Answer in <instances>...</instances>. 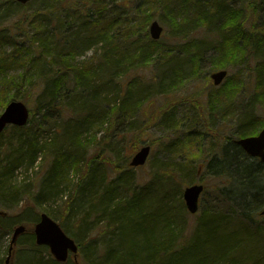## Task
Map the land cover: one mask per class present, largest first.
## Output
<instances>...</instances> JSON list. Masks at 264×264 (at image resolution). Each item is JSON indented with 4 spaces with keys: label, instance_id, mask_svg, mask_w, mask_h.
<instances>
[{
    "label": "trees",
    "instance_id": "16d2710c",
    "mask_svg": "<svg viewBox=\"0 0 264 264\" xmlns=\"http://www.w3.org/2000/svg\"><path fill=\"white\" fill-rule=\"evenodd\" d=\"M146 3L153 4L154 8L133 7L120 0H32L23 12V19L12 27V33L0 27V46L5 40L16 46V54L8 57L0 54V70L11 69L10 64L16 59L19 64L16 66L22 73L18 78L7 73L1 77L0 81L6 84L0 82V112L11 100L26 102L28 90H37L35 110L31 114L41 113L43 120L59 123L66 142L54 145L55 141L38 140L41 144L35 146L36 137L29 136L25 129H16L12 136L1 133L0 139L5 134L7 138L0 140V203L16 205L22 200L20 192L23 198L41 206L49 201L52 203L54 196L65 195L64 212H69L71 217L83 210L78 216L79 227L73 224V217L68 220L72 221L69 229L62 224L65 232L77 241L89 234L88 223L94 217L95 221L104 218L111 234L118 231V223L106 218L108 210L133 226L142 215L133 206L123 207L137 205L142 189L133 191L126 201L119 200L121 204L116 203L108 209L111 199L118 193L114 185L118 184V191L128 192L132 172L124 169L112 187L103 186L101 179H97L105 159L102 161L94 151L92 157H87L90 135L103 133L104 140L109 141L111 137L132 133L131 148L135 151L142 144L137 135L146 127L136 123L140 108L151 104L157 96H165L154 118L158 114L162 116L164 107L171 102L168 93L176 91L175 87L198 77L206 82L210 80L209 74L204 77L199 73L207 51L218 48V55L212 61L213 70L226 69L229 63L237 66L248 60L256 62L253 103L238 120L235 132L238 138L255 135L263 126L251 112L256 104L264 107V15L258 29L245 30L242 21L246 10L230 9L225 6V0H176L173 3L147 0ZM177 10L183 15L178 16ZM157 13L165 17L166 21L162 22L167 29L170 26L167 40H177L173 48L169 43L151 40L148 35V25ZM201 27L206 29L205 35L192 37L191 33ZM90 50L94 53L88 63L77 62V58ZM17 54L25 60H18ZM187 64L190 71L185 68ZM139 69L150 72L142 77ZM240 84L227 81L223 89L211 92L205 102L207 111L212 115L217 109L222 110L218 108L221 100L237 95ZM196 101L193 99L191 103ZM196 110L203 112L205 109ZM172 118L168 113L161 120L165 126H170ZM34 119L30 118L29 123ZM172 146L175 144L168 145ZM109 147L116 154L115 147ZM46 158H49L47 173L32 188L16 190L12 187L18 170H27ZM207 159L205 172L219 180L223 187L211 193L205 188L201 212L187 234L181 218L185 211L182 202V210H176L170 220L164 218V223L160 220L157 237L152 229L139 232L132 228V233L126 234L119 230L120 245H109L101 256V264H264V227L257 221L260 219L258 212L264 207V183L257 179L264 177V166L248 157L231 139H226L218 150H211ZM79 168L84 173L83 179L70 182V174ZM156 168L152 179L172 181L173 195L181 191L180 183H192L195 175L191 163H165ZM62 184L69 186L70 192H59ZM98 189L111 193L102 197L103 194L99 196L96 192ZM93 197L101 201V209L105 210L99 215L101 217L94 209ZM168 198L164 193L163 200ZM33 239L30 233V243ZM91 245L94 248L90 251ZM95 246V243L88 244L82 250V257L88 264L96 262ZM38 251L35 249L33 253L34 264H60L51 257L39 256Z\"/></svg>",
    "mask_w": 264,
    "mask_h": 264
},
{
    "label": "rangeland",
    "instance_id": "374dc122",
    "mask_svg": "<svg viewBox=\"0 0 264 264\" xmlns=\"http://www.w3.org/2000/svg\"><path fill=\"white\" fill-rule=\"evenodd\" d=\"M122 3H128L136 6L146 5V9L154 8L153 4L148 5L147 0H120ZM170 3L175 2L176 0H168ZM225 6L230 9H238L242 8L246 10L244 14V18L242 21L243 29L252 30L258 29L259 26L263 24V15H264V0H225ZM159 5V4H157ZM180 5V4H178ZM29 7V5H20L15 0H0V27L4 29L6 33L13 32V26L20 22L23 19V12ZM180 7H182L180 5ZM159 9V8H157ZM254 12V13H253ZM176 14L178 16H182L183 12L181 10H177ZM153 18L155 21H158L159 24L163 27V33L159 42L169 43L170 47H174L177 44L176 39H172L170 41L167 40L170 32V26L167 29L166 25L162 21H166L165 17L162 16V13H157ZM206 33V29L204 27L198 28L194 32L191 33V36L194 38L203 37ZM179 43V42H178ZM25 45V44H24ZM16 46L13 43H10V40H5L0 46V54L1 56H7L9 54H16L14 52ZM218 48L212 49L204 53L203 61L201 63V76L206 74H211L212 72L219 70H213L212 61L218 55ZM94 50H90L84 54V56L77 58V62H83L84 64L88 63L93 56ZM16 55L18 60L24 61L23 56ZM254 60H248L247 62H242L237 66H232L230 63L227 68V76L222 82L220 86L215 88L212 85V81L206 79H196L195 81H186L182 84H179L178 87H175L177 90L171 93H168V99L171 101L167 108L164 107L162 116L158 114L156 116L157 110L159 106L163 103L165 96H157L153 99L151 104H144L140 111L136 114V123L140 125H146L145 130L137 135L140 138V142L142 145H150L151 150L148 156L147 162L144 166L139 167L137 169L129 168L130 158L134 154L133 149L131 148L132 141V133L126 134L124 137H111L109 141H105L103 137V133H98L97 135H90L89 137V152L87 153V157H92L91 152H95L98 154V157L103 161L102 169H100V174L98 177V181L103 183L105 187H112L113 184L116 183V179L119 176V173L122 170L127 169L132 172V178L129 179L128 182V192H120L119 186L116 184L118 190L117 194H115L114 198L111 199L108 209L113 208L116 203H120L122 200L126 201L128 196L133 191H140L139 203L132 204L130 206L123 205L124 208L135 207L141 212V217L139 220L135 221L136 225H131L126 223V221H121V219L117 218L116 213H109V210L106 214V218H110L113 222L118 223V231L122 234L132 233L130 229L134 228L141 232L143 229H152V233L155 237L158 236V232H160V220L164 223V218L170 220L172 215H176V210H182V192L185 187L191 184H203L208 192H214L213 190L219 187H223L221 182L217 179L211 178L205 172V164L207 159V155L210 154L211 150L215 151L223 146L226 139L235 140L238 135H236V128L238 126V120L242 117L243 112L247 110V107L253 103V93H254V72L253 68L255 66ZM5 67V66H4ZM185 68L189 69L190 66L187 64ZM195 69L198 70V67L195 66ZM139 74L142 77H147L150 72L149 69H139ZM192 70V69H191ZM8 75L18 78L22 73L18 66L14 65L11 69L8 70ZM1 78V74H0ZM227 81L240 82V91L237 95H232L231 99H222L218 108H222V110L217 109L218 111L215 114L209 113L206 107V99L211 92L220 91L224 88V85ZM210 86H213L210 90ZM175 90V89H172ZM35 96V94H33ZM165 97V98H164ZM223 97H220V99ZM197 100L194 104L191 103L192 100ZM199 105H198V104ZM26 105L30 109L31 112L35 110V104H32V101L27 102ZM196 109H205L203 112H200ZM166 108V109H165ZM165 110V111H164ZM1 113V112H0ZM171 114L173 115L172 123L170 126L164 125L162 122V118L165 115ZM252 115L255 116L256 119H259L261 123L264 125V107L260 104H256L252 108ZM41 113L31 114V118L35 117L33 123H29L27 129H35L38 127V119L43 121L44 117H41ZM55 116V115H54ZM52 116L51 118H53ZM204 117L206 121H204ZM153 118V120H152ZM55 119H58L56 116ZM151 119V120H150ZM47 119L45 118L44 121ZM57 121V120H56ZM209 126V128H207ZM261 126L259 127V129ZM43 129V128H42ZM45 130V129H44ZM37 133L38 140L41 142H46L49 137L53 136L51 134L44 133L39 130ZM7 134L3 137V140H6ZM47 138V139H46ZM63 145L66 144L64 140H60ZM175 144V146L168 147V145ZM109 146H114L116 154L109 150ZM177 148V149H176ZM172 150L174 152H172ZM51 160V159H50ZM96 159H94L95 161ZM92 163V162H91ZM90 163V164H91ZM165 163L177 164V163H191L194 167L195 175L192 178V183H180L181 191L177 192L176 195H173L175 192V186L172 184V181L168 179H152L153 172L157 170L156 167L159 165L162 167ZM34 167H29L27 170H18L15 173V177L13 179V185L16 186V190H21L25 188H32L35 182L41 179L46 175L47 169L49 167V158L41 159L39 163H35ZM92 167V166H91ZM73 172V171H72ZM74 174H70L72 177L69 179H74V183L83 179L84 173H82L81 169L73 172ZM259 175V174H258ZM104 177V178H103ZM259 177L256 175V178ZM258 181L264 183V177L260 176ZM96 182V181H95ZM97 183V182H96ZM69 186H65L62 184L60 186L59 192L62 190L63 192L68 191ZM95 187V186H94ZM21 188V189H20ZM99 193V196L103 194L102 197L109 196L111 192L103 193L102 190L98 189L96 191ZM166 194L169 198L167 201L163 200V194ZM20 200L19 203H15L16 205H5L0 203V264H5V259L7 256V250L10 243L12 231L14 227L17 225H24V228L27 232L20 237L17 242V246L15 248L14 253L12 254L11 263L12 264H34L35 248L30 247L29 242H27L30 237V233L33 231L34 224L37 221V217L42 212H45L49 217L55 220L60 226L62 224L66 225V228L69 229L68 225L71 226L72 221H68L71 217H73V224L76 227H79V217L80 214L83 213V210L80 212H76L72 214L73 216H69V212L63 211V200L65 199V195H59L55 198L52 203L50 201L48 203H43V205H34L33 202L29 199L23 198L21 192L18 194ZM75 196L72 197L71 200L74 199ZM205 195H202V199L200 202V207ZM95 201L94 209L98 210V217L102 212L101 209V201H96V198H92ZM104 202H106L104 200ZM170 207H169V206ZM184 206V204H183ZM121 207V206H120ZM177 208V209H176ZM105 211V210H104ZM201 212V208L199 209L196 215H189L186 210L184 213H181V218L183 219L184 228H186L185 233L187 234L190 229L195 225L197 221V217ZM65 213V216L63 215ZM171 215V216H170ZM32 220H30V219ZM64 218V219H63ZM63 219V221L61 220ZM66 219V221H65ZM104 218H99L95 221V217L90 219L88 223L90 226V232L87 236L82 237L79 241L72 236V238L76 241L79 246L77 263H83V248H86V245L95 243L96 246V254L95 264H101V256L104 254V251L109 245L112 247H117L120 245V239L117 236L118 231H114L113 234L108 230L107 225L103 221ZM65 221V222H64ZM260 225L264 227V217L257 220ZM62 227L65 230V227ZM125 227L129 228L126 229ZM77 229V228H76ZM154 229V230H153ZM78 230V229H77ZM136 234V233H134ZM69 235V234H68ZM139 239H137L138 241ZM27 242V243H25ZM37 247L39 256L47 259L50 256L49 251L45 247ZM94 248L93 245L90 247V251ZM86 250V249H85ZM37 254V253H36ZM82 255V256H81ZM91 257V256H90ZM106 257H104L105 259ZM103 262V261H102ZM66 264H75L72 256L69 257V260ZM104 264V263H103Z\"/></svg>",
    "mask_w": 264,
    "mask_h": 264
},
{
    "label": "water",
    "instance_id": "95a60500",
    "mask_svg": "<svg viewBox=\"0 0 264 264\" xmlns=\"http://www.w3.org/2000/svg\"><path fill=\"white\" fill-rule=\"evenodd\" d=\"M21 4H25L30 0H16ZM162 28L157 21H153L149 26V34L153 40L160 38ZM227 72L221 70L211 75L214 85H219L225 78ZM29 118V112L27 108L21 103L11 101L4 108L0 114V132L7 123H13L18 126L26 123ZM241 148L251 157H257L262 163H264V128L259 132L257 136H251L242 138L236 141ZM150 147H141L132 157L130 166L137 167L142 166L147 160ZM203 190L202 185H192L185 188L183 192V200L185 206L190 213H195L198 208V199ZM264 216V209L260 212ZM25 228L22 225L17 226L13 232L12 242L16 237L24 232ZM36 244L46 245L49 247L50 252L55 260L63 262L67 259L68 251L72 252L74 256L77 254V245L75 242L66 236L61 227L53 222L46 214H41L40 221L36 224L34 229ZM9 257L6 262L9 261Z\"/></svg>",
    "mask_w": 264,
    "mask_h": 264
},
{
    "label": "bare ground",
    "instance_id": "6f19581e",
    "mask_svg": "<svg viewBox=\"0 0 264 264\" xmlns=\"http://www.w3.org/2000/svg\"><path fill=\"white\" fill-rule=\"evenodd\" d=\"M32 0H30V1H28L27 3H25V4H21V3H19L20 5H22V6H24V5H27L28 3H30ZM14 65H19L18 64V62L16 61V59L13 61V63L12 64H10V68L12 67V66H14ZM9 69L8 68H1V70H0V74H1V77H3L4 76V74H8V71ZM1 79V78H0ZM1 83H3V84H6V82H4L3 80H1L0 81ZM31 89V88H30ZM37 90H28V94H27V102H29V101H32V104H35V102H36V95L35 96H33V94H35V92H36ZM11 101H16V102H21L26 108H27V110H28V112H31L30 111V109L28 108V106L26 105V102H24V101H22V100H11ZM10 101V102H11ZM10 102H8L7 103V105L10 103ZM41 117H43V115H41ZM31 118V117H30ZM30 118H29V120H30ZM29 120H27V122L26 123H24V124H22L21 126H18V125H16V124H13V123H7V124H5V126L3 127V130L0 132V134L1 133H8L10 136H12V134H15L16 133V129H18V128H22V129H25L24 130V132H26V133H28L29 134V136H33V137H36V140H34V143H35V146H38L39 144H41L39 141H38V137H37V133H35V132H39V130H41L42 128L43 129H45L46 130V133H48V134H51V135H53V136H51V137H49L48 138V140L46 141V142H54L55 141V143H54V145H56V143H59V142H61L60 140H63V135H64V131L61 129V127L59 126L60 124L58 123L57 125L54 123V122H52V121H42L41 119H38V127L37 128H35L34 130L33 129H27V126H28V124H29ZM45 122H47V123H45ZM22 134V133H21ZM6 135V134H5ZM47 139V138H46ZM1 141L3 140V139H0ZM4 141V140H3ZM57 148V146H55V148L54 149H56ZM157 177H155V179H156ZM11 185H12V187H14V188H16V186H14L13 185V182L11 183ZM21 189V188H20ZM35 193H36V190H34V192H33V196L35 195ZM5 196H7V195H5ZM10 203H6L5 205H9ZM34 204V203H33ZM35 205V204H34ZM106 215V214H105ZM38 219L37 220H39V217H37ZM185 231H186V228H185ZM13 232H14V230L12 231V235H11V239H10V243H9V246H8V250H7V256H6V259L9 257L10 259H12V254L14 253V251H15V248H16V246H17V242H18V240L20 239V237L22 236V235H24L26 232H27V230L25 229L24 230V232L22 233V234H20L19 236H17L16 237V239H15V241L14 242H12V239H13ZM157 240H159V237H158V239ZM161 240V243H163L164 244V240L161 238L160 239ZM27 242H29V245H30V247H32L33 246V243H30V237L28 238V240H27ZM27 242H25V243H27ZM34 248V247H33ZM95 251H96V249H95ZM106 252V250L104 251V253ZM93 254H96V252H93Z\"/></svg>",
    "mask_w": 264,
    "mask_h": 264
}]
</instances>
